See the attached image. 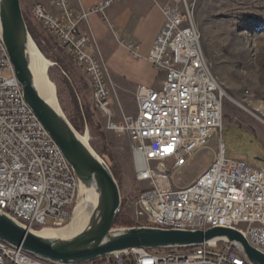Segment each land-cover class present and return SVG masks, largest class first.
<instances>
[{
	"label": "built area",
	"instance_id": "built-area-1",
	"mask_svg": "<svg viewBox=\"0 0 264 264\" xmlns=\"http://www.w3.org/2000/svg\"><path fill=\"white\" fill-rule=\"evenodd\" d=\"M122 1L105 0L76 13L70 0H41L31 18L89 81L93 110L105 120V130L130 142L135 186L127 209L134 227L235 229L264 253L263 169L228 159L219 138L220 154L201 176L187 186L175 181L211 139L221 135L226 99L204 55L187 0H169L161 7L165 22L147 58L162 73L161 86L137 87V114L115 120L103 64L82 29L89 16L105 18L107 10ZM77 199L73 171L26 104L0 38V210L32 230H62L73 219ZM104 260L87 264H246L226 243L186 250L134 249ZM0 264L51 263L0 241Z\"/></svg>",
	"mask_w": 264,
	"mask_h": 264
},
{
	"label": "rangeland",
	"instance_id": "rangeland-1",
	"mask_svg": "<svg viewBox=\"0 0 264 264\" xmlns=\"http://www.w3.org/2000/svg\"><path fill=\"white\" fill-rule=\"evenodd\" d=\"M38 1L21 0L23 13L30 16ZM187 2L194 10L204 55L224 86L226 99L221 135L212 138L209 146L176 175L175 181L180 186H187L201 176L213 162L215 154H220L219 138L228 159L243 160L264 170V0ZM37 30L55 49L50 36L38 27ZM39 48L48 61L55 64L48 73L70 122L79 118L72 92L75 93L76 87L82 89V100L90 109L93 123L79 121L82 129L77 131L87 134L90 145L97 153L104 156L108 165L117 168L120 181L116 182L122 199L127 200L135 186L133 154L128 138L105 130V120L93 110L91 85L69 54L55 49L71 75L70 87L64 82L56 63ZM135 54L140 58H136ZM101 59L107 79L116 88L123 85L124 89L134 91L139 86L155 89L161 86L162 73L143 59L137 50L123 46L108 47L101 50ZM110 103L118 122L120 113L111 95ZM122 104L125 113L134 112L135 101L130 95ZM127 214L133 223L128 209Z\"/></svg>",
	"mask_w": 264,
	"mask_h": 264
},
{
	"label": "water",
	"instance_id": "water-1",
	"mask_svg": "<svg viewBox=\"0 0 264 264\" xmlns=\"http://www.w3.org/2000/svg\"><path fill=\"white\" fill-rule=\"evenodd\" d=\"M0 38L35 117L59 147L77 183L78 199L73 219L59 235L42 237L18 219L0 210V241L10 248L51 264H87L139 249L186 250L226 243L246 264H264V253L253 248L237 230H165L152 227L114 228L122 208L121 190L107 162L72 125L60 104L47 69L39 78L33 48L47 61L32 38L21 0H0ZM159 172H163L160 168ZM87 217L71 229L76 213Z\"/></svg>",
	"mask_w": 264,
	"mask_h": 264
},
{
	"label": "crops",
	"instance_id": "crops-1",
	"mask_svg": "<svg viewBox=\"0 0 264 264\" xmlns=\"http://www.w3.org/2000/svg\"><path fill=\"white\" fill-rule=\"evenodd\" d=\"M103 1L105 0H70V8L76 13L87 12ZM168 1L123 0L119 4L112 5L107 10L105 18L96 15L89 16L82 30L88 38L94 55L102 62L101 50L123 46L126 49L137 50L143 59L147 60L165 22L161 7ZM107 83L110 95L120 113L118 121L124 116L136 115V103L134 112L130 114L125 113L122 106L129 95L135 101L136 89L129 91L124 89L123 85L121 88H116L108 79Z\"/></svg>",
	"mask_w": 264,
	"mask_h": 264
},
{
	"label": "trees",
	"instance_id": "trees-1",
	"mask_svg": "<svg viewBox=\"0 0 264 264\" xmlns=\"http://www.w3.org/2000/svg\"><path fill=\"white\" fill-rule=\"evenodd\" d=\"M23 14H24L25 22L27 24V27L29 29V32L32 38L37 43L38 47L42 48L45 55L56 63V65L62 72V77L64 79V82L68 85V87H70V82H72V78H71L69 71L67 70V65L59 57L58 53H56V50L54 49V47L40 35V33L37 30L36 24H34L31 18V15L29 16L26 13H23ZM74 92L75 93L72 92V95L74 96V103L75 105H77V113H78L77 116H79V118L71 120V123L73 124L76 130L81 131L82 125L79 123V121L80 122L88 121V123L92 125L93 119H92V114L90 112L89 107L82 100V89L76 87V89H74ZM78 103H80V106H78ZM101 157L106 161L103 155ZM112 159L113 158L111 157V160ZM109 167L113 173L114 178L119 183L120 177H119V172L117 171V168L114 166H110V165ZM132 227H134V224L131 222L127 214V200L123 198L121 212H120L118 219L116 220L114 228H132ZM96 262L104 263L105 260L101 259Z\"/></svg>",
	"mask_w": 264,
	"mask_h": 264
},
{
	"label": "bare ground",
	"instance_id": "bare-ground-1",
	"mask_svg": "<svg viewBox=\"0 0 264 264\" xmlns=\"http://www.w3.org/2000/svg\"><path fill=\"white\" fill-rule=\"evenodd\" d=\"M33 53H34V63H35L36 72L39 78L43 80L45 78L47 69L51 66V64L45 58L40 56V54L34 48H33ZM84 139L87 141V137ZM86 217L87 215L85 210L83 208L79 209L78 213H76V217L74 219L73 226L71 227V229H75L79 227ZM62 232L63 230L42 229L34 233L42 237H49V236L59 235Z\"/></svg>",
	"mask_w": 264,
	"mask_h": 264
}]
</instances>
